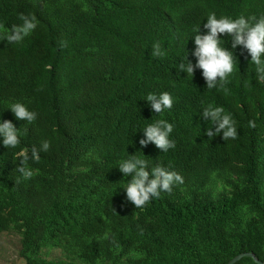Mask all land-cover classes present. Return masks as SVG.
<instances>
[{
  "label": "trees",
  "instance_id": "1",
  "mask_svg": "<svg viewBox=\"0 0 264 264\" xmlns=\"http://www.w3.org/2000/svg\"><path fill=\"white\" fill-rule=\"evenodd\" d=\"M212 11L259 14L264 0H0V33L21 14L38 21L22 43L0 41V117L27 129L16 148L0 144V235L20 236L25 264H228L245 252L264 262V81L242 46L227 90L207 89L199 69L177 74ZM157 41L163 57L151 55ZM161 91L175 100L157 115L143 98ZM14 101L37 120H17L5 109ZM208 104L232 114L236 139H209ZM159 118L175 124L167 153L139 144ZM43 139L52 146L24 179L16 153ZM137 150L184 176L142 208L114 192L130 179L118 161Z\"/></svg>",
  "mask_w": 264,
  "mask_h": 264
},
{
  "label": "clouds",
  "instance_id": "2",
  "mask_svg": "<svg viewBox=\"0 0 264 264\" xmlns=\"http://www.w3.org/2000/svg\"><path fill=\"white\" fill-rule=\"evenodd\" d=\"M21 23L12 24L0 33V41L7 40L9 44L22 43L38 26L37 18L30 14H21ZM194 49L191 54L196 58L195 62L188 59V51L176 67L177 74L183 70L186 78L193 79L197 69L202 70V76L206 81V88L226 89L231 75L235 72L238 58L234 50L242 46L250 56V63L254 66L256 78L264 81V12L259 14L218 15L215 11L209 12L206 22L193 28ZM225 36L231 37V47H226ZM167 53L162 49L159 41L152 45L151 55L163 57ZM151 110L159 115L173 107L175 97L169 91L149 92L144 97ZM5 109H10L17 120H23L26 124H32L38 118V112L22 101L11 102ZM202 117L208 122L206 135L209 139L222 136L226 141L236 139L239 135L236 120L232 114L226 112L223 106L208 104L202 109ZM254 126V122L250 121ZM175 128L174 122L159 118L142 126L140 130L143 136L139 144L143 147L154 144L161 152L167 153L174 149L176 141L172 134ZM27 129L22 131L11 119L0 117V144L7 149L16 148L22 142V136ZM51 141L43 139L39 145L21 148L16 153L19 164L18 171L24 179H29L39 172V169L31 167L30 162H38L41 152H47L51 148ZM141 154H137V152ZM128 153V152H127ZM148 156L142 150L134 154L128 153L118 161L117 168L123 174L122 183L114 189L122 190L125 200L131 202L136 208H142L161 196L162 193L173 191V187L184 183V176L178 171L162 164L152 165Z\"/></svg>",
  "mask_w": 264,
  "mask_h": 264
},
{
  "label": "rangeland",
  "instance_id": "3",
  "mask_svg": "<svg viewBox=\"0 0 264 264\" xmlns=\"http://www.w3.org/2000/svg\"><path fill=\"white\" fill-rule=\"evenodd\" d=\"M20 236L16 232H6L0 235V264H25L20 257ZM49 259L62 258L60 250H50L46 255Z\"/></svg>",
  "mask_w": 264,
  "mask_h": 264
},
{
  "label": "water",
  "instance_id": "4",
  "mask_svg": "<svg viewBox=\"0 0 264 264\" xmlns=\"http://www.w3.org/2000/svg\"><path fill=\"white\" fill-rule=\"evenodd\" d=\"M244 257H249L252 258L254 260V262L256 264H264L263 261H261L254 253L252 252H245V253H241L239 255H237L236 257H234L228 264H236L237 262H239L241 259H243Z\"/></svg>",
  "mask_w": 264,
  "mask_h": 264
}]
</instances>
